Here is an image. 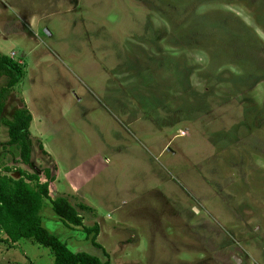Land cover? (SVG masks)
Here are the masks:
<instances>
[{
	"label": "rangeland",
	"instance_id": "1",
	"mask_svg": "<svg viewBox=\"0 0 264 264\" xmlns=\"http://www.w3.org/2000/svg\"><path fill=\"white\" fill-rule=\"evenodd\" d=\"M0 54L23 72L11 88L0 72V169L48 168L49 197L98 225L107 257L40 200L72 252L264 264V0H0ZM23 106L31 166L3 123ZM5 237L0 264H53Z\"/></svg>",
	"mask_w": 264,
	"mask_h": 264
},
{
	"label": "trees",
	"instance_id": "2",
	"mask_svg": "<svg viewBox=\"0 0 264 264\" xmlns=\"http://www.w3.org/2000/svg\"><path fill=\"white\" fill-rule=\"evenodd\" d=\"M0 72L8 77L6 88L15 86L23 73L12 59L1 54ZM31 119L30 112L23 106L16 109L9 119L3 121L7 129V144L18 149L21 162L28 166L32 165L29 132ZM39 148L46 153L41 145ZM19 173V178L14 180L0 169V230L6 236L5 241L14 244L26 239L46 247L53 257V264H109L108 258L101 260L84 251L72 252L64 242L41 225L37 212L40 200L45 198L49 200L53 214L64 224L69 227L81 226L86 235L92 233L91 245L101 249L102 254L107 257L105 250L96 242L98 225L95 223L92 227L83 226L81 216L65 196L53 199L49 197V184L54 180L50 170L44 169L46 177L44 181L40 180L37 173L28 174L22 171ZM33 180L34 187L30 185V181Z\"/></svg>",
	"mask_w": 264,
	"mask_h": 264
},
{
	"label": "water",
	"instance_id": "3",
	"mask_svg": "<svg viewBox=\"0 0 264 264\" xmlns=\"http://www.w3.org/2000/svg\"><path fill=\"white\" fill-rule=\"evenodd\" d=\"M47 34H48V32H47Z\"/></svg>",
	"mask_w": 264,
	"mask_h": 264
}]
</instances>
